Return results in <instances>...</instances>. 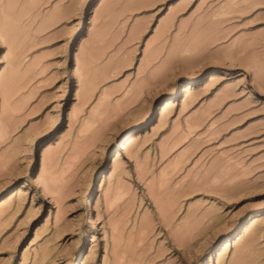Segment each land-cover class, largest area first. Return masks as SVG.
<instances>
[{"label":"rangeland","instance_id":"obj_1","mask_svg":"<svg viewBox=\"0 0 264 264\" xmlns=\"http://www.w3.org/2000/svg\"><path fill=\"white\" fill-rule=\"evenodd\" d=\"M0 48V264H264V0H0Z\"/></svg>","mask_w":264,"mask_h":264},{"label":"bare ground","instance_id":"obj_2","mask_svg":"<svg viewBox=\"0 0 264 264\" xmlns=\"http://www.w3.org/2000/svg\"><path fill=\"white\" fill-rule=\"evenodd\" d=\"M78 70H80V67H79V61H77V63H76V65H75V67H74V71H78ZM207 78L209 79V80H213V79H215L216 77L214 76V72H210V73H208V76H207ZM193 79H192V77L189 79V81L188 82H186V83H184V84H182V85H180L179 87H174V89H175V95L173 96V97H167V98H165V99H163L160 103H159V105H158V107L157 108H154V110H153V112H156V113H158L159 114V116L160 117H163V116H165V113H167V111H168V109H169V107L174 103V97L175 96H177V94H180L181 92H185L186 93V96H188L190 93H191V90H192V84H193ZM190 97V96H189ZM178 98H179V96H178ZM186 99V98H185ZM186 101V100H185ZM185 103V102H184ZM150 110V109H149ZM147 111H145L144 113H146ZM151 114L152 113H150V114H148L147 116H144V117H150L151 116ZM91 122H89L87 125L89 126V124H90ZM92 124V123H91ZM86 127V126H85ZM131 133H128L127 135H130ZM102 135H98L97 133H94V134H92V142L93 141H97V140H99L100 142H103V145H106L107 143H108V139L106 138V137H101ZM131 137V136H130ZM124 138H125V136H121L119 139H118V141H117V147H115V148H113L112 150H111V152H113V154H114V152H115V150H118L119 148H121L122 147V144H123V140H124ZM133 138H131L130 140H132ZM126 146L125 145H123V147L122 148H125ZM131 149V148H130ZM130 149H128L127 147H126V152H127V154H129L130 153ZM42 167L43 166H41V170H42ZM112 167H115V161L113 162V164H112ZM52 183V182H51ZM51 183H50V185H51ZM46 186H47V184H45ZM88 194H85L84 195V198L82 199V201L79 203V204H86L87 203V201H88ZM3 208V207H2ZM3 210V209H2ZM1 210V211H2ZM5 211V210H4ZM256 217V213L255 212H252V213H250V215H249V217H248V222H249V224L248 223H246L244 226H243V232H245V231H248L249 229H251V226L252 225H254V224H252V222L254 221V218ZM88 221L89 222H94V217H92V216H88ZM256 221V220H255ZM255 223V222H254ZM185 225H186V227L184 228V231H183V239H184V242L185 243H187L188 242V239H189V233H188V225H187V221L185 222ZM250 226V227H249ZM250 231V230H249ZM182 232V231H181ZM234 234H236V232L234 233ZM233 234V235H234ZM231 238H234L233 236H230L229 238H226V239H224L222 242H221V244H220V246H219V248H218V254H217V262H216V264H221V261H222V259H223V256H224V254L227 252V250L231 247V245H232V239ZM249 247V246H248ZM248 248L246 247V250H247ZM244 250H245V248H244ZM241 251H242V249H241ZM241 253V252H240ZM47 253L45 252V253H43V256H42V258H44L45 257V255H46ZM214 256H215V253H214ZM85 264H86V262H85ZM206 264H213V259H212V253H210L209 255H208V260H207V262H206Z\"/></svg>","mask_w":264,"mask_h":264},{"label":"snow or ice","instance_id":"obj_3","mask_svg":"<svg viewBox=\"0 0 264 264\" xmlns=\"http://www.w3.org/2000/svg\"><path fill=\"white\" fill-rule=\"evenodd\" d=\"M4 48H0V55L3 54L4 52ZM0 67H2V65H0ZM243 71V68H242ZM245 75L248 78V87L252 88V89H257V85L259 84V87L264 88V74H261V76L257 79L254 78V73L251 70H248L245 72ZM262 245H264V241L261 242Z\"/></svg>","mask_w":264,"mask_h":264}]
</instances>
